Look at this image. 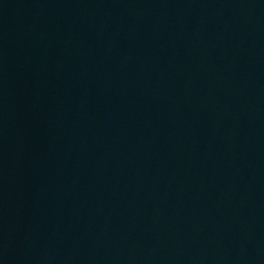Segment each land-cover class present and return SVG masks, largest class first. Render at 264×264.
I'll list each match as a JSON object with an SVG mask.
<instances>
[{
  "label": "water",
  "instance_id": "obj_1",
  "mask_svg": "<svg viewBox=\"0 0 264 264\" xmlns=\"http://www.w3.org/2000/svg\"><path fill=\"white\" fill-rule=\"evenodd\" d=\"M0 264H264V0H0Z\"/></svg>",
  "mask_w": 264,
  "mask_h": 264
}]
</instances>
